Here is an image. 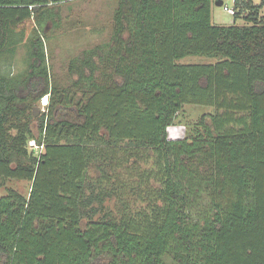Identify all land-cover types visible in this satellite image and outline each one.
Returning <instances> with one entry per match:
<instances>
[{
	"label": "trees",
	"instance_id": "trees-1",
	"mask_svg": "<svg viewBox=\"0 0 264 264\" xmlns=\"http://www.w3.org/2000/svg\"><path fill=\"white\" fill-rule=\"evenodd\" d=\"M62 1L0 0V64L29 42L25 74L0 69V181L31 183L0 196V264H264V0L231 25L214 0H118L58 87L42 31ZM187 104L212 111L170 137Z\"/></svg>",
	"mask_w": 264,
	"mask_h": 264
},
{
	"label": "rangeland",
	"instance_id": "rangeland-1",
	"mask_svg": "<svg viewBox=\"0 0 264 264\" xmlns=\"http://www.w3.org/2000/svg\"><path fill=\"white\" fill-rule=\"evenodd\" d=\"M214 0L212 5V20L216 24L231 25L234 16L227 12L226 6L233 7V0H223L224 5H217ZM118 0H64L52 4L59 14L55 22L49 21L43 29L45 36V50L48 63L52 72V80L58 87L69 85L75 78L70 71L72 59L78 57L86 49L96 44L105 43L110 40L113 28L114 12ZM259 3L260 0H254ZM264 13V6L261 9ZM237 24L248 23L240 17ZM29 42L19 45L17 53L10 64L1 63L0 69L6 73L10 72L16 77L26 73L28 66ZM212 56L193 55L182 59V62H213ZM48 95L34 103L31 108L40 109L37 117L48 111ZM212 111L210 106L187 104L184 106L175 124L169 127L170 137H183L188 132H193L192 127L200 119L203 112ZM37 122L33 123L35 133ZM31 183L27 180L9 179L0 181V196L6 194L9 188H15L24 195H28Z\"/></svg>",
	"mask_w": 264,
	"mask_h": 264
},
{
	"label": "built area",
	"instance_id": "built-area-1",
	"mask_svg": "<svg viewBox=\"0 0 264 264\" xmlns=\"http://www.w3.org/2000/svg\"><path fill=\"white\" fill-rule=\"evenodd\" d=\"M237 1H238V0H233V2H234L233 7L226 6V10H227L228 13H230V14H232V15H235L236 12H239V9H240V8L236 6V5H237ZM223 5H224V3H223ZM46 103H47V101H45V104H46ZM29 144H30V146H31L32 148L36 149V151L39 152V153H40V152L42 151V149H43V145L38 144L37 141H36L35 139H31V140L29 141Z\"/></svg>",
	"mask_w": 264,
	"mask_h": 264
},
{
	"label": "water",
	"instance_id": "water-1",
	"mask_svg": "<svg viewBox=\"0 0 264 264\" xmlns=\"http://www.w3.org/2000/svg\"><path fill=\"white\" fill-rule=\"evenodd\" d=\"M223 0H217L216 1V4L217 5H223ZM39 112H40V109L39 108H37V107H35L34 108V115H35V117H37V115L39 114Z\"/></svg>",
	"mask_w": 264,
	"mask_h": 264
}]
</instances>
